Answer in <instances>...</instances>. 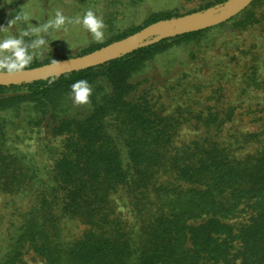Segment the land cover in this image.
<instances>
[{"label":"trees","instance_id":"trees-1","mask_svg":"<svg viewBox=\"0 0 264 264\" xmlns=\"http://www.w3.org/2000/svg\"><path fill=\"white\" fill-rule=\"evenodd\" d=\"M65 1L35 0L41 23ZM27 2L0 0V28ZM148 2L77 0L76 9H92L110 31L121 10L138 16ZM243 12L98 66L0 85V264H28L27 254L42 264H264V114L255 131L223 136L237 114L225 81L197 82L198 94L181 101L194 83L177 75L198 55L209 66L221 34L249 27V17L235 19ZM178 16L154 11L112 40L91 37L79 55ZM159 63L174 77L165 87L154 79ZM80 79L92 92L76 105L70 86ZM239 87L241 96L264 91L258 65ZM34 132V152L9 143Z\"/></svg>","mask_w":264,"mask_h":264},{"label":"rangeland","instance_id":"rangeland-1","mask_svg":"<svg viewBox=\"0 0 264 264\" xmlns=\"http://www.w3.org/2000/svg\"><path fill=\"white\" fill-rule=\"evenodd\" d=\"M34 1L35 0H28V2L25 3V11L29 19L27 21H17L11 27L3 28V26L8 25V22L11 19L5 21L0 28V38H3L6 35H11V30H15V35H17L19 31L22 30V27H34L41 23L42 11L36 9ZM76 1L77 0H66L65 3H57V5L53 7L54 9L52 8L53 15L56 9H60L65 16L70 17L72 13L76 16H81L82 12L76 9ZM148 1L149 2L146 3L144 8L138 9V16H135V13H130V11L125 9L121 10L118 14L115 26L110 28V31L103 29L104 39L99 43L106 42L104 40L108 37H111L109 40H112L118 37V35L123 34L124 31H130L132 28L143 24L145 18L154 11L172 12V14L182 15L197 10H204L206 5L215 0ZM211 6H208L205 9ZM248 8H250V10H248ZM248 8L241 16H238L235 19H244L246 16L249 17V27L242 30H237L235 28L230 29L227 37L226 33L221 34L219 37L220 43L217 44L214 55L212 57H205L206 60L212 61L209 66L205 65L202 61L201 58L204 56L198 55L200 61H193L188 66H181V71L177 73L178 76L190 73L187 78L194 83L191 85L193 90H191L189 95L181 97V101L192 96V94H198V87H196L197 82L204 81L208 85L215 86L218 82L220 83V79L225 81L228 87L227 91L232 97L231 100H233V104L237 107V114L233 120H230L225 124V130L222 132L223 136H229L230 133L234 134L235 131H255L261 124L259 115L264 114V91L250 89L247 94L241 96V88H238L242 81V77L250 64L254 63L258 65L259 74L264 77V0H256V2ZM66 27V32L63 30L54 32L52 37L55 39H49V48L47 51H43L41 55L35 57L33 60L44 63L46 60L53 61L54 59L76 56L89 46L92 36L89 32L85 31L82 26L66 24ZM224 36L228 42L225 41L223 38ZM169 52L171 53L172 51ZM157 67L158 69L156 68V77L154 79L159 83L161 82L163 86L167 84L166 80L169 77H171L172 82L174 81L173 74L171 73L168 75L161 63H159ZM221 70L223 73L220 74L219 71ZM185 86L181 85L180 88L182 89ZM211 92V86L203 89V94L205 96H208ZM250 106L252 107L250 108ZM175 107L174 104L169 106V111L171 112ZM242 112H245V114H241ZM195 133L196 131L190 128L185 129L183 135L190 138L194 137ZM31 135L32 138L21 141L13 138L9 143L16 151L34 152V149L38 145L39 138L37 137L38 133L36 132L31 133ZM26 260L28 264H42V262L32 254H27Z\"/></svg>","mask_w":264,"mask_h":264},{"label":"water","instance_id":"water-1","mask_svg":"<svg viewBox=\"0 0 264 264\" xmlns=\"http://www.w3.org/2000/svg\"><path fill=\"white\" fill-rule=\"evenodd\" d=\"M255 0H225L204 10L161 19L142 29L85 54L53 60L26 68L16 76H0V85L47 79L65 73L87 69L120 58L137 49L153 45L165 38L182 35L220 25L247 9Z\"/></svg>","mask_w":264,"mask_h":264},{"label":"clouds","instance_id":"clouds-1","mask_svg":"<svg viewBox=\"0 0 264 264\" xmlns=\"http://www.w3.org/2000/svg\"><path fill=\"white\" fill-rule=\"evenodd\" d=\"M28 15L23 11L15 14L8 22L11 27L17 21H27ZM66 24L82 26L89 32L94 41L100 42L104 39V21L92 9H87L82 16H65L60 9H56L54 15L49 14L48 19L34 27H28L19 31L17 35H6L0 38V76H16L24 73L33 59L49 48V39L58 30L67 31ZM25 37H34L31 43L25 41ZM52 41V40H51ZM55 60V59H54ZM51 82V81H49ZM69 93L73 104L82 105L89 103L92 88L86 79L75 81L70 86Z\"/></svg>","mask_w":264,"mask_h":264}]
</instances>
